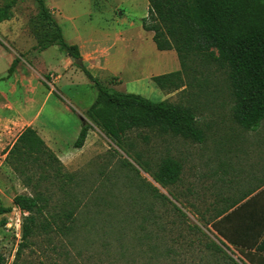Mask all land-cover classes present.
<instances>
[{
  "label": "rangeland",
  "instance_id": "obj_1",
  "mask_svg": "<svg viewBox=\"0 0 264 264\" xmlns=\"http://www.w3.org/2000/svg\"><path fill=\"white\" fill-rule=\"evenodd\" d=\"M6 1L0 0V4ZM62 3L57 19L69 40L78 29L84 36L94 33L112 45L113 64L123 67H119L122 83L118 90L152 101L187 100L181 90H162L152 80L153 76L180 70L181 65L174 50H159L153 32L143 29L142 20L149 14L148 0ZM12 11V18L0 23V88L6 93L10 82H15L13 73L8 74L13 58L24 66L43 65L40 46L56 32L53 24L40 16L35 0H15ZM59 50L55 45L43 58L52 61ZM39 68L49 84L47 69ZM199 70L210 80L203 92L193 88L199 94L196 98L204 141L142 129L129 134L134 144L129 155L94 127L80 162L69 167L62 163L61 172L72 177H65V182L43 181L40 189L49 196L44 224H38L20 254L24 213L12 210L10 215L0 216V251L7 264H248L238 252L221 244L209 221L229 202L224 198L264 183V121L257 130L240 127L232 116L224 74L214 67L201 66ZM83 76L82 80L76 78V86L55 94L73 109L74 122L79 118L81 123L83 108L97 97L96 87ZM85 80L88 85L83 84ZM44 88L46 96L48 90ZM22 91L19 87L15 93L9 92V99L23 98ZM50 109L48 102L41 117ZM61 118L71 120L69 116ZM14 126L16 129L0 146V204L6 206L13 204L16 194L32 191L3 157L19 134L21 125ZM136 153L154 170L167 156L180 161L179 180L163 187L141 168ZM124 160L131 165H125ZM62 187L72 188L74 197ZM217 244L225 252L218 251Z\"/></svg>",
  "mask_w": 264,
  "mask_h": 264
},
{
  "label": "trees",
  "instance_id": "obj_2",
  "mask_svg": "<svg viewBox=\"0 0 264 264\" xmlns=\"http://www.w3.org/2000/svg\"><path fill=\"white\" fill-rule=\"evenodd\" d=\"M35 2L40 16L52 23L56 30L51 39L42 42L41 51L58 45L74 59L82 58L78 45L70 44L65 39L46 1ZM148 2L149 14L142 20L143 29L153 32V40L159 50H174L181 65L180 70L153 76L152 80L162 90H181L187 95V100L152 101L140 94L123 92L105 85L85 65H79L96 87L97 97L82 118L81 130L74 146L83 147L94 127L99 128L129 155L134 146L129 134L142 129L204 141L196 98L199 94L193 91L197 86L203 92L210 82L209 77L199 70L201 66L214 67L224 74L234 121L245 130H257L264 121V0ZM14 4L15 0L0 4V23L12 18ZM18 63V58H14L8 69L9 75L15 71ZM136 154V161L141 168L163 187L179 180L182 171L180 161L167 156L154 170L147 161L142 160L140 154ZM5 162L24 177L23 182L27 187L32 188L31 193L16 194L11 206L0 204V216L8 215L13 207L24 213L21 243L17 251L20 254L22 248L28 246L38 224H44L42 219L49 207V196L40 189L43 181L60 179L65 182V177L72 176L61 172V160L31 126L18 136ZM124 163L131 165L127 160ZM131 167L139 173L136 167ZM147 185L151 187L152 184ZM63 189L73 196L72 188ZM153 190L158 192L155 186ZM159 195L167 198L164 194ZM72 213V210L69 211L67 217ZM211 221L209 224L214 227ZM221 243L225 246L224 242ZM217 246L218 251L225 252L223 247ZM0 264H7L1 251Z\"/></svg>",
  "mask_w": 264,
  "mask_h": 264
},
{
  "label": "crops",
  "instance_id": "obj_3",
  "mask_svg": "<svg viewBox=\"0 0 264 264\" xmlns=\"http://www.w3.org/2000/svg\"><path fill=\"white\" fill-rule=\"evenodd\" d=\"M45 1L60 24L57 19V11L61 12L60 10H62V0L61 2L59 0ZM76 33L71 40L65 34L64 36L69 43L74 42L70 44L78 45L82 56L81 65H85L102 83L117 89V85L122 83L121 70L120 66L113 64L114 60L110 54L112 45L107 44L106 41L103 42L101 37L95 36L94 33L88 37L82 35L78 29ZM51 47L54 46L48 47L39 55L43 60V65L39 66L47 69L49 84L45 83L39 66H24L21 62L11 75L15 82H10L9 92L15 93L21 87L25 96L11 100L9 92L6 93L0 88V123L4 126L2 127L0 124V146L4 145L10 137V133L16 129L14 125H21L19 134L3 155L4 160L18 136L28 126L38 131L49 148L67 167L79 163L82 153L85 152V145L81 148L74 146L81 130V121L77 118L74 122V118L72 119L73 109L57 98L55 94H63V90L76 86L74 84L76 78L82 80L84 79L83 74L85 76L86 74L75 62V59L61 49L55 53L52 61L45 60L43 58L46 55L45 52ZM33 59L32 63H34ZM86 79H88L87 76ZM87 81L92 83L89 79ZM87 81L85 80L83 84L88 85ZM44 87L48 90L46 96ZM48 102H51L50 112L46 117H41L43 107ZM89 107L83 108L84 112ZM62 116H69L71 120L61 118ZM7 165L9 166L8 163ZM224 199V201L230 200L218 213L219 215L216 214L213 217L211 222L214 227L210 224L214 232L220 241L225 243L224 247L238 252L248 264H264V183L244 194H233V197ZM16 210L20 211L19 208L13 207V211Z\"/></svg>",
  "mask_w": 264,
  "mask_h": 264
},
{
  "label": "water",
  "instance_id": "obj_4",
  "mask_svg": "<svg viewBox=\"0 0 264 264\" xmlns=\"http://www.w3.org/2000/svg\"><path fill=\"white\" fill-rule=\"evenodd\" d=\"M72 58L74 59V57H72ZM75 62H76L77 64L81 65V64H82V58H80V59H75Z\"/></svg>",
  "mask_w": 264,
  "mask_h": 264
},
{
  "label": "built area",
  "instance_id": "obj_5",
  "mask_svg": "<svg viewBox=\"0 0 264 264\" xmlns=\"http://www.w3.org/2000/svg\"><path fill=\"white\" fill-rule=\"evenodd\" d=\"M21 211V210H20ZM10 224L9 222L7 223V225ZM19 235V234H18Z\"/></svg>",
  "mask_w": 264,
  "mask_h": 264
}]
</instances>
